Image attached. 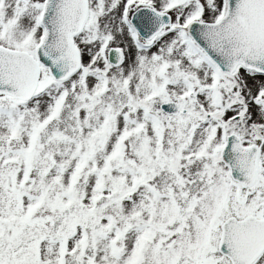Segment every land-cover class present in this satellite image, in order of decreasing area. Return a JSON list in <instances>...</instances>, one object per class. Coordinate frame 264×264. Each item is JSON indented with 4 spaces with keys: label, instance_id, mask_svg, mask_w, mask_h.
<instances>
[{
    "label": "snow or ice",
    "instance_id": "1",
    "mask_svg": "<svg viewBox=\"0 0 264 264\" xmlns=\"http://www.w3.org/2000/svg\"><path fill=\"white\" fill-rule=\"evenodd\" d=\"M0 264H264V0H0Z\"/></svg>",
    "mask_w": 264,
    "mask_h": 264
}]
</instances>
